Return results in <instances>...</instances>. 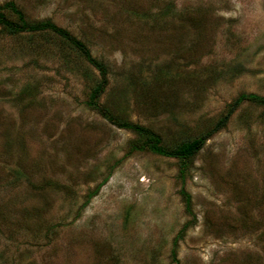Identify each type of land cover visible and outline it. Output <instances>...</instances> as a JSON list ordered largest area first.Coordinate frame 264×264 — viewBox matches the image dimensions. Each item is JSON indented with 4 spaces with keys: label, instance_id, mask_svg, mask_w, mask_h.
<instances>
[{
    "label": "rangeland",
    "instance_id": "rangeland-1",
    "mask_svg": "<svg viewBox=\"0 0 264 264\" xmlns=\"http://www.w3.org/2000/svg\"><path fill=\"white\" fill-rule=\"evenodd\" d=\"M50 20L103 63L99 104L174 149L211 129L187 163L88 105L99 72L49 32L0 27V264H264V0H0ZM190 196L191 213L180 191Z\"/></svg>",
    "mask_w": 264,
    "mask_h": 264
},
{
    "label": "trees",
    "instance_id": "trees-1",
    "mask_svg": "<svg viewBox=\"0 0 264 264\" xmlns=\"http://www.w3.org/2000/svg\"><path fill=\"white\" fill-rule=\"evenodd\" d=\"M4 7L8 8L12 13L15 14L16 20H12L6 17V15L1 11L2 7H0V27L2 29L12 34L39 32L52 33L53 35H56L57 37L61 38L69 47L79 53V55L84 58L88 62V64L93 66L99 72L100 79L96 84L95 88L90 93L88 105L91 108L95 109L101 116H103L116 127L136 133L141 140V145L139 149H146L155 155L167 158H176L182 160L183 163H187L202 148L205 140L208 139L216 130L224 126V123L229 113L223 118L219 119L211 129L207 130L201 136L194 138L190 141L182 142L180 145H177L174 149L167 148L163 144L161 137L151 129L131 122L117 120L99 104L98 99L101 93L104 91L108 82L107 72L103 63L91 55L90 49L86 46L84 42H82L77 37L73 36L66 29L58 27L48 19L38 22L26 21L23 13L16 8L13 2L6 3ZM242 102H249L251 104L262 106L264 108L263 96L254 93H248L239 95L230 106L229 112H231L233 108H235ZM180 194L183 198L186 211L188 213H191V202L189 194H187L183 190L180 191ZM187 224L188 223H186L182 227V229L178 232L177 236L174 238L173 241L171 258L175 264H178V261L176 259V247L178 244V240L182 238L183 232L187 229Z\"/></svg>",
    "mask_w": 264,
    "mask_h": 264
}]
</instances>
